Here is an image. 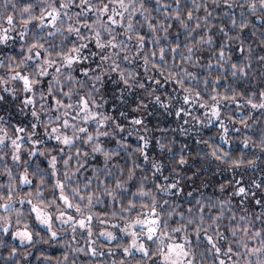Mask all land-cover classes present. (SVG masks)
<instances>
[{
  "label": "snow or ice",
  "instance_id": "obj_1",
  "mask_svg": "<svg viewBox=\"0 0 264 264\" xmlns=\"http://www.w3.org/2000/svg\"><path fill=\"white\" fill-rule=\"evenodd\" d=\"M0 264H264V0H0Z\"/></svg>",
  "mask_w": 264,
  "mask_h": 264
}]
</instances>
